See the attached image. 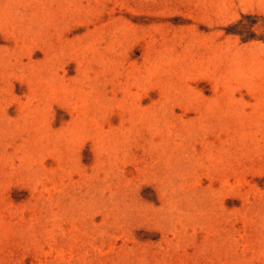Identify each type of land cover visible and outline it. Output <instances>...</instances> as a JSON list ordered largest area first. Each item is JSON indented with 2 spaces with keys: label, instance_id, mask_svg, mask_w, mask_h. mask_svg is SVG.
I'll return each instance as SVG.
<instances>
[{
  "label": "rangeland",
  "instance_id": "374dc122",
  "mask_svg": "<svg viewBox=\"0 0 264 264\" xmlns=\"http://www.w3.org/2000/svg\"><path fill=\"white\" fill-rule=\"evenodd\" d=\"M0 264H264V0H0Z\"/></svg>",
  "mask_w": 264,
  "mask_h": 264
}]
</instances>
